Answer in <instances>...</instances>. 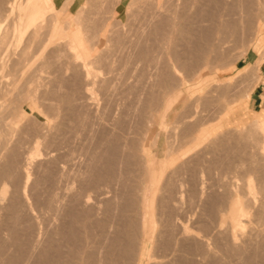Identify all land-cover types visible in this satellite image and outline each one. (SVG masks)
Here are the masks:
<instances>
[{"label": "rangeland", "instance_id": "rangeland-1", "mask_svg": "<svg viewBox=\"0 0 264 264\" xmlns=\"http://www.w3.org/2000/svg\"><path fill=\"white\" fill-rule=\"evenodd\" d=\"M28 1L0 0V264H60L79 242L73 254L110 253L131 198L141 228L144 186L146 234L123 264H264V136L247 124V109L229 120L248 98L264 127V0H44L18 42ZM77 13L74 34L95 43L81 59L64 37ZM225 19L235 31L214 29ZM256 57L261 72L255 63L243 71ZM145 143L151 160L167 143L166 159L173 146L186 151L160 161V174L146 164ZM76 212L83 226L72 222ZM84 229L93 244L78 238Z\"/></svg>", "mask_w": 264, "mask_h": 264}, {"label": "bare ground", "instance_id": "bare-ground-1", "mask_svg": "<svg viewBox=\"0 0 264 264\" xmlns=\"http://www.w3.org/2000/svg\"><path fill=\"white\" fill-rule=\"evenodd\" d=\"M44 0H34V1H28L27 2V4H28V8L25 10V15H26V18L24 19V21H23V24H21L20 26H19V28L16 30V32H17V34H15L16 36H15V38H17V40L16 41H18L19 42V39H20V37L23 35V33L26 31V29L27 28H29L31 25H33V23H34V21L38 18V11L40 10V8H41V6H42V4H44V2H43ZM55 1V0H54ZM75 0H72L71 1V4H70V6L73 4V2H74ZM174 1V0H173ZM217 1V0H216ZM216 1L214 2V3H216ZM222 1V0H221ZM228 1V0H227ZM231 1H233V0H231ZM239 1V0H238ZM209 2V1H208ZM213 2V1H212ZM218 2V1H217ZM220 2V1H219ZM218 2V3H219ZM222 2H224V0L222 1ZM230 2V1H229ZM228 2V3H229ZM144 3V2H143ZM150 3V2H149ZM225 4L227 3V2H224ZM224 3H222V4H224ZM245 3V2H244ZM257 3H258V1H257ZM261 3V2H260ZM260 3H258V4H260ZM195 4V3H194ZM230 5H231V3H229ZM242 4V3H241ZM248 4V3H247ZM256 4V3H255ZM262 4V3H261ZM220 5V4H219ZM233 5V4H232ZM231 5V6H232ZM239 5V4H238ZM246 7L248 6V5H246V4H244ZM217 6V5H216ZM221 6V5H220ZM219 6V7H220ZM231 6H229L228 8H229V11L231 10L230 9V7ZM235 6V5H234ZM234 6H233V8H234ZM240 6V5H239ZM252 6V5H251ZM258 6V5H257ZM256 6V7H257ZM261 6V5H260ZM213 7V6H212ZM222 7V6H221ZM249 7V6H248ZM247 7V8H248ZM254 7V6H253ZM218 8V7H217ZM228 8H227V11H228ZM232 8V9H233ZM236 9H237V5H236V7H235ZM260 8H262V11L263 12H261V14L262 13H264V3H263V5L260 7ZM54 9H55V7H54ZM213 9V8H212ZM224 9V8H223ZM240 9V8H239ZM243 9V8H242ZM254 9V8H253ZM259 9V8H258ZM9 10V9H8ZM59 10V9H58ZM55 10L56 11V13H58L59 15H61L62 13H65V11L64 10ZM219 10V9H218ZM221 10V9H220ZM219 10V11H220ZM238 10V9H237ZM245 10H246V8H245ZM251 10V9H250ZM202 12H203V10H201ZM223 11V10H222ZM238 11H241V10H238ZM237 11V12H238ZM260 11H261V9H260ZM206 12V11H205ZM215 12H217V10L215 11ZM231 12V11H230ZM233 12V11H232ZM243 12V11H242ZM247 12V11H246ZM158 13V12H157ZM201 13V12H200ZM260 13V12H259ZM206 14V13H205ZM210 14V13H209ZM209 14H207L208 16H209ZM213 14V13H212ZM218 14V13H217ZM228 14H229V12L227 13V16H228ZM232 14V13H231ZM241 14V13H240ZM239 14V15H240ZM248 14H250V11L248 10ZM261 14H259V15H261ZM79 14L77 13V15H76V18L74 17V19H73V21H68V23L66 24L67 26H68V32L66 33V34H64L65 36V39H67L66 41V45H65V47H71V44L72 43H75L74 44V46L72 47V50H75L74 51V53L76 54L75 55V57L76 58H80L81 59V57H86V55H88V53H89V51L88 50H90L92 47H93V45L95 44V43H93V40H91V41H89V40H87L86 42H85V39H84V42H85V44L86 45H83V44H81V41L79 40V39H77V37H76V35L74 34V30L75 29H73V26H76V28H78L79 30H80V28H79V24H78V19H77V16H78ZM202 15H204V14H202ZM201 15V16H202ZM214 15V14H213ZM225 16H226V14H224ZM80 16V15H79ZM224 16V17H225ZM226 16V17H227ZM233 16H235V14L233 15ZM246 16V15H245ZM255 16V15H254ZM264 15L262 14L260 17L261 18H264L263 17ZM152 17V16H151ZM207 17V16H206ZM212 16H209V18H211ZM219 18V17H218ZM217 18V19H218ZM229 18H232V17H229ZM241 18V19H240ZM80 19V18H79ZM213 19H215L216 20V18H213ZM213 19L211 18V21H213ZM220 19H222V18H220ZM237 19V18H236ZM239 19L241 20V22H244V21H242V17H241V15L239 16ZM254 19H257V18H254ZM253 19V20H254ZM214 20V21H215ZM229 20V19H228ZM231 20V19H230ZM234 20V19H233ZM238 20V19H237ZM81 21V20H80ZM210 21V20H209ZM213 21V22H214ZM225 22H222L221 23V20L219 21V24L216 26V28L214 27V29H217L218 31H223L224 32V30L225 29H228V26L230 27V25L228 24L227 25V23L226 22H228L227 21V19H225L224 20ZM234 21H236V20H234ZM255 21V20H254ZM263 21V20H262ZM53 22H55V21H53ZM72 22L74 23L73 25H72ZM216 22H218V20L216 21ZM231 22V21H230ZM240 21H238L237 22V24L239 25L238 26V31H237V33L236 32H234L235 30V28L233 29V26L232 27H230V28H232L234 31L232 32V34H234L233 35V37L235 36V33L236 34H238L239 33V31L242 33V31H243V29H244V27H242L243 29H239L240 27H241V22L239 23ZM186 23V22H185ZM232 24H234L233 22H231ZM57 24V23H56ZM174 24V23H173ZM237 24H236V26H237ZM244 24V23H243ZM242 24V25H243ZM246 24V23H245ZM38 25V23L37 24H35L34 26H37ZM212 25V24H211ZM235 25V24H234ZM168 26V25H167ZM172 25L170 24V26L169 27H171ZM248 26V25H247ZM251 26V25H250ZM253 26H254V24H253ZM261 26V25H260ZM175 27H177V26H175ZM16 27H13V29H15ZM184 28V27H183ZM229 28V29H230ZM249 28V27H248ZM247 28V29H248ZM57 29V31L56 32H64L65 30H63L62 28H54V30H56ZM171 29H172V27H171ZM222 29H224V30H222ZM228 29V30H229ZM232 29H230V30H232ZM253 29V28H252ZM251 29V30H252ZM1 30V29H0ZM5 30V29H4ZM236 30H237V28H236ZM246 30V29H245ZM184 31V30H183ZM194 31V30H193ZM215 31V30H214ZM226 31V30H225ZM2 33V32H1ZM0 33V34H1ZM60 33H59V35H60ZM221 33V32H220ZM194 34V33H193ZM214 34V33H213ZM252 34H253V32H252ZM186 35V34H185ZM192 35V34H191ZM207 35V34H206ZM239 35H240V33H239ZM1 36V35H0ZM190 36V35H189ZM243 36V35H242ZM246 36H247V34H246ZM6 37L7 36H5L3 39L0 37V44H2L3 43V41L6 39ZM63 37V38H64ZM195 37V36H194ZM229 37H232V35L231 36H229ZM235 37H239V36H235ZM191 38H193L192 36H191ZM242 38V37H241ZM240 37H239V39H241ZM2 39V40H1ZM89 39V38H88ZM209 39V38H208ZM244 39V38H243ZM191 41H192V39H190ZM80 42V44L79 43H76V42ZM188 41V40H187ZM209 41V40H208ZM232 41V40H231ZM240 41V40H239ZM245 41V40H244ZM227 42H229V38H228V41ZM220 43H222V42H220ZM239 43V42H238ZM242 43V42H241ZM219 44V43H218ZM3 45V44H2ZM186 45V44H185ZM212 45V44H211ZM217 45V44H216ZM219 45H221V44H219ZM217 46V48L219 47V49H220V46ZM228 46L230 45V42L227 44ZM232 45V44H231ZM241 45V44H240ZM85 46V47H84ZM206 46L207 47H212V46H210V44H206ZM222 46V45H221ZM247 46V45H246ZM243 47V46H242ZM84 48H86L87 50H85ZM187 48H190V47H187ZM202 48V47H201ZM200 48V49H201ZM204 48V47H203ZM201 49V51L200 52H202L204 49ZM215 48V49H214ZM216 47H213V49L214 50H218ZM223 47H221V49H222ZM1 49V48H0ZM191 49V48H190ZM200 49H197V51L195 52V53H198V51L200 50ZM220 49V50H221ZM224 49H226V48H224ZM2 50V49H1ZM194 50V49H193ZM192 50V51H193ZM208 50H209V48H208ZM223 50V49H222ZM189 51V50H188ZM205 52H206V49L204 50ZM208 52V51H207ZM201 54V53H200ZM262 54H263V52H262ZM199 55V54H198ZM197 55V56H198ZM208 54L206 53V56H207ZM145 56V55H144ZM202 56H204V55H202ZM260 56H261V54H260ZM262 56H264V54L262 55ZM177 58V57H176ZM201 58V57H200ZM260 58H262V57H260ZM80 59H78V60H80ZM177 60V59H176ZM259 60H261V59H259ZM259 60L257 61V62H255V65L256 66H254V65H252V66H254V68L253 69H255L254 70V72L256 71L257 73H258V71H259V67H260V65L262 64V63H259ZM191 61V60H190ZM197 61V60H196ZM81 62H82V60H81ZM90 62H92L93 63V61H90ZM175 63L177 62V61H174ZM187 62V61H186ZM192 62V61H191ZM83 63V62H82ZM212 63V62H211ZM210 63V64H211ZM185 64V63H184ZM75 66V65H74ZM87 66H92V65H90V63H89V65H87L86 63H83V65H82V68H83V72H84V70L86 71V75L88 76V75H90V73H91V71H89L90 70V68L89 69H87ZM179 66V65H178ZM184 66H186V65H184ZM177 67V66H176ZM182 67V66H181ZM212 67V66H211ZM255 67H257L258 69V71L256 70V68ZM189 68H190V66H189ZM176 70V69H175ZM190 71V70H189ZM253 71V70H252ZM251 71V72H252ZM250 72V73H251ZM255 72V73H256ZM94 73H92V75H93ZM248 74H249V72H248ZM251 75V74H250ZM256 75H254V77H255ZM86 77V76H85ZM95 77V76H94ZM251 77V76H250ZM245 78V77H244ZM247 79V78H246ZM253 80V79H252ZM255 80V79H254ZM254 84V83H253ZM245 90H247V89H245ZM244 93V92H243ZM243 96H245V95H243ZM66 100V99H65ZM46 103V102H45ZM103 106V105H102ZM65 108V107H64ZM103 110V109H102ZM47 115V114H46ZM102 119V118H101ZM141 120V119H140ZM68 121V120H67ZM77 122V121H76ZM94 122V121H93ZM140 122V121H139ZM250 126H252L253 127V130H255V133H260L259 135L261 136V134L264 136V127L263 126H261L257 121H253L251 124H250ZM249 126V127H250ZM60 127V126H59ZM78 130V129H77ZM87 131V130H86ZM61 132V131H60ZM69 132V131H68ZM131 132V131H130ZM138 135V134H137ZM67 137V136H66ZM82 137V136H81ZM110 137V136H109ZM145 139H147V138H145ZM78 143V142H77ZM117 143V142H116ZM109 146V145H108ZM142 146V145H141ZM125 147V146H124ZM143 153H144V158H145V161H146V164H147V159L149 158L148 156H149V152H147V144L145 143L144 145H143ZM121 150V149H120ZM137 152V151H136ZM131 154V153H130ZM132 154H133V152H132ZM134 155V154H133ZM11 156V155H10ZM81 156V155H80ZM111 156V155H110ZM122 156V155H121ZM147 158H146V157ZM168 156H169V153H168ZM133 157H135V156H133ZM133 157H131L132 159H135V158H133ZM129 159H130V157H129ZM141 159V158H140ZM128 160V159H127ZM127 162V161H126ZM125 162V163H126ZM135 162V161H134ZM141 162V161H140ZM117 163V162H116ZM129 163V162H128ZM132 163V162H131ZM145 163V162H144ZM100 164V163H99ZM132 164H134L135 165V163H132ZM138 164V163H137ZM37 165V164H36ZM117 166V165H116ZM126 166H129V165H126ZM138 166V165H137ZM149 166V165H148ZM110 167V166H109ZM122 167V166H121ZM124 167V166H123ZM131 167V166H130ZM139 167V166H138ZM142 167V166H141ZM146 167H147V165H146ZM95 168V167H94ZM104 169H105V167H104ZM118 169V168H117ZM132 169H135L134 167L132 168ZM132 169H131V171H132ZM129 170V169H128ZM149 170V169H148ZM137 171H138V168H137ZM17 172V171H16ZM54 172V171H53ZM22 173V172H21ZM74 173V172H73ZM136 173V172H135ZM103 174H104V172H103ZM134 174V173H133ZM135 175V174H134ZM139 176H141L140 174H139ZM145 176V175H144ZM99 177V176H98ZM106 177V176H105ZM123 177V176H122ZM172 177V176H171ZM138 178V177H137ZM147 178L149 179V177L147 176ZM146 178V179H147ZM89 179V178H88ZM116 179V178H115ZM147 179V180H148ZM137 180H139V179H137ZM87 181V180H86ZM100 181V180H99ZM142 183H143V181H141ZM133 183V182H132ZM166 184V183H165ZM101 185V184H100ZM198 185V184H197ZM107 186V185H106ZM111 186V185H110ZM140 186V185H139ZM171 186V185H170ZM177 186V185H176ZM121 187V186H120ZM88 188V187H87ZM90 188V187H89ZM164 188V187H163ZM251 188V187H250ZM62 189V188H61ZM75 189V188H74ZM133 189V188H132ZM140 189V188H139ZM143 191H142V195L141 196H139V197H141V201H142V205H143V208L144 209H147V211H148V207H147V195L149 194V190H148V187L146 186H144V188L142 189ZM117 191V190H116ZM133 191V190H132ZM140 191H141V189H140ZM86 192V191H85ZM209 193V192H208ZM168 194V193H167ZM174 196V195H173ZM127 197V196H126ZM66 198H68V197H66ZM79 198V197H78ZM138 198V197H137ZM163 198V197H162ZM171 198V197H170ZM80 199V198H79ZM128 199V198H127ZM178 199V198H177ZM83 200V199H82ZM131 200H132V203H131V201H130V205H129V207L127 208V206H126V208H127V210H128V212H131V213H129L130 215L129 216H127L126 215V217H128V218H122V221L124 222V220H126V222H122V224H126L125 226H126V229H125V232L123 231V233H122V236H124V238L122 237V239L124 240V241H126V244L124 243L123 244V241H122V239H121V241L120 240H117L116 238V242L117 241H120V243H121V245H119L120 243H118V245L117 244H113L114 246V248L113 249H111L110 250V253H108V249H107V252H99V250L97 251V252H99V253H101V254H99V253H97L96 252V250H94V249H96V248H94L93 249V247H92V249L91 250H94L96 253H97V255H101L100 256V258L99 257H96L97 255H94V252H92L90 249H88L89 250V253L90 252H92L91 254H89L88 252V255H89V258L87 257V255H85L86 257L85 258H88L87 260L84 258V256H83V249L81 250V249H79V251H76L75 253L76 254H73L74 253V251L77 249V247H78V245H79V240H78V238L79 239H81L82 241L84 240V241H91V239H92V234L90 235V232H88V229H84V234L82 233L81 235H80V231L78 232V235L77 236H79L77 239H75V237L73 236L74 235V233H72V235H71V233H70V237H72L73 236V238H74V242H75V240H78V241H76V242H79L78 243V245H77V243H76V245H77V247L75 246V244L74 243H72L73 242V238L71 239L70 237V239L72 240L71 241V245H72V247H74L75 246V250L73 251V248H71V249H69V251H67V252H69V253H67V255H68V257H66L67 258V260L65 259V261H63L62 263L60 262V264H106L108 261H113L114 263H111V264H115V261H117V263H118V260H120V262L119 263H122L123 264V262H121L122 260L124 261V263L126 262V263H128L132 258H133V256L135 257V255H133V252L134 251H136V250H134L133 251V249H134V247H135V245H133V243L135 242L134 240H136V238H138L137 236L138 235H140L139 234V230L142 232V235L141 236H145V222H146V220H145V217H146V214H147V211H146V213L144 214V217H142V219L140 220L141 221V225H140V229L138 228V226H137V222H136V220H139V219H137L136 218V215H135V213H136V211L138 210V209H136V211H135V207H134V203H133V198H131ZM135 200V199H134ZM79 201V200H78ZM115 201V200H114ZM138 201V200H137ZM81 202V201H80ZM86 202V201H85ZM129 202V201H128ZM78 204V203H77ZM110 204V203H109ZM125 204H126V202H125ZM84 205V204H83ZM139 205V204H138ZM141 205V206H142ZM72 207V206H71ZM85 207V206H84ZM83 207V208H84ZM90 207V206H89ZM125 207V206H124ZM138 207V206H137ZM162 207V206H161ZM82 208V209H83ZM91 208V207H90ZM122 208V207H121ZM167 208V207H166ZM264 208V207H263ZM81 209V208H80ZM81 209V210H82ZM125 209V208H124ZM162 209V208H161ZM176 209V208H175ZM87 210H89V209H87ZM102 210V209H101ZM127 210L125 209L124 211L125 212H127ZM260 210V209H259ZM75 211V210H74ZM73 211V212H74ZM84 211V210H83ZM123 211V212H124ZM166 211V210H165ZM211 211V210H210ZM263 211V210H262ZM124 212V213H125ZM241 212H242V210H239L237 213L238 214H241ZM82 213V212H81ZM139 213V212H138ZM80 214V213H79ZM79 214H78V212H76V213H74V215H72V218H73V223L75 222H79L78 224L79 225H81L80 224V221L78 220V218L80 217L79 216ZM86 213H84V215H85ZM88 214H89V212H88ZM87 214V215H88ZM128 214V213H127ZM261 214V213H260ZM141 215V214H140ZM217 215V214H216ZM62 216H63V214H62ZM83 216V215H82ZM91 216V215H90ZM105 216V215H104ZM125 216V215H124ZM87 216H85V218H86ZM89 217V216H88ZM105 217H107V216H105ZM122 217V216H121ZM176 217V216H175ZM186 217V216H185ZM259 217V216H258ZM71 218V219H72ZM84 218V217H83ZM92 218V217H91ZM136 218V219H135ZM82 219V218H81ZM88 219V218H87ZM86 219V220H87ZM106 219V218H105ZM151 219V218H150ZM83 220V219H82ZM85 220V219H84ZM186 220V219H185ZM67 221V220H66ZM93 221V220H92ZM263 221V220H262ZM94 222V221H93ZM95 222H96V220H95ZM100 222V221H99ZM102 222V221H101ZM107 222V221H106ZM149 222V221H148ZM84 223V222H83ZM92 222H90V224H91ZM257 223V222H256ZM263 223V222H262ZM45 224V223H44ZM86 224H87V222H86ZM85 224V225H86ZM103 225H104V222L102 223ZM72 225V224H71ZM93 225H94V223H93ZM99 225H100V223H99ZM98 225V226H99ZM113 225V224H112ZM121 225V224H120ZM60 226V225H59ZM76 226H77V224H76ZM82 226H83V224H82ZM90 227H91V225H89ZM98 226H97V228H96V230H98ZM100 226H102V225H100ZM261 226V225H260ZM73 227V225L70 227V229ZM87 227V226H86ZM174 227V226H173ZM58 228V227H57ZM79 228V227H78ZM88 228V227H87ZM94 228H95V226H94ZM93 228V229H94ZM102 228V227H101ZM116 228V227H115ZM125 228V227H124ZM20 229V228H19ZM69 229V230H70ZM75 229V228H74ZM123 229V228H122ZM68 230V231H69ZM89 230H90V228H89ZM101 230H103V228L101 229ZM71 231L72 232H74L73 231V228L71 229ZM71 231H69V232H71ZM75 231H76V229H75ZM87 231V232H86ZM128 231V232H127ZM86 232V233H85ZM76 234H77V231L75 232ZM102 233V232H101ZM105 235V234H104ZM103 235V236H104ZM121 235V234H120ZM96 238V237H95ZM118 238V237H117ZM142 239V238H141ZM64 240V239H63ZM80 240V241H81ZM105 240V239H104ZM67 241V240H66ZM81 241V242H82ZM88 241V242H89ZM134 241V242H133ZM69 242H70V240H69ZM94 242V241H93ZM115 242V243H116ZM143 243H144V240L142 241ZM141 242V240H140V244L142 243ZM83 243H85V242H83ZM90 244L92 243V242H89ZM88 243V244H89ZM110 243H111V241H110ZM73 244H74V246H73ZM81 244V243H80ZM89 244V245H90ZM93 244V243H92ZM107 244V243H106ZM122 244H123V246H122ZM139 244V243H138ZM82 245H84V244H82ZM96 245V244H95ZM109 245V244H108ZM125 245V246H124ZM143 245V244H142ZM46 246V245H45ZM62 246V245H61ZM69 246V245H68ZM93 246V245H92ZM98 246V245H97ZM104 246V245H103ZM5 247V246H4ZM120 247V248H119ZM137 247H139V246H137ZM107 248V247H106ZM118 250V252H116L117 250ZM217 248V247H216ZM60 249V248H59ZM98 249V248H97ZM137 249V248H136ZM141 249V248H140ZM139 249V250H140ZM47 250V249H46ZM57 250V249H56ZM81 250V251H80ZM138 250V249H137ZM210 251V250H209ZM47 252V251H46ZM55 252V251H54ZM59 252V251H58ZM138 253H140L139 251H137ZM86 253V252H85ZM86 253V254H87ZM95 253V254H96ZM185 253V252H184ZM48 254V253H47ZM49 254H50V251H49ZM61 254V253H60ZM136 254V253H135ZM141 254V253H140ZM139 254V255H140ZM45 255V254H44ZM56 255V253L54 254V256ZM138 255V254H137ZM136 255V256H137ZM48 257H50V255H47ZM58 256V255H57ZM65 256V255H64ZM47 257V258H48ZM59 257V256H58ZM136 258V257H135ZM139 258V257H138ZM137 258V259H138ZM63 259V260H64ZM72 259H75V261H72ZM46 260V259H45ZM49 260V259H48ZM50 260H52V259H50ZM59 260V259H58ZM41 262V261H40ZM51 263H53V261H50ZM106 262V263H105ZM131 262V261H130ZM54 263H55V261H54ZM56 263H58V262H56ZM55 263V264H56ZM48 264V263H47ZM108 264H110V263H108ZM136 264V263H135Z\"/></svg>", "mask_w": 264, "mask_h": 264}, {"label": "crops", "instance_id": "crops-1", "mask_svg": "<svg viewBox=\"0 0 264 264\" xmlns=\"http://www.w3.org/2000/svg\"><path fill=\"white\" fill-rule=\"evenodd\" d=\"M82 1L83 0H79L78 2H77V6H80V4L82 3ZM61 5V4H60ZM127 6V5H126ZM60 7V6H59ZM78 8V7H77ZM245 58V57H244ZM256 59H257V57L256 58H253L252 60H250V61H247L243 66H242V70L243 71H248L249 69H250V67H252V65H254V63H255V61H256ZM259 68H261V65H260V67ZM261 71H260V69H259V73H260ZM260 75V74H259ZM256 86V85H255ZM254 86V87H255ZM253 87V88H254ZM248 97V95L246 96V98ZM245 102V101H244ZM241 104V106L239 107L238 106V104ZM168 106H169V104H168ZM243 109H247L248 111H250L251 113H252V116H250V120H248L247 121V124L249 125L250 123H252L253 122V116H254V114H257L258 112H260V111H256L255 109H253L252 108V106H250L249 104H248V98H247V101L245 102V104H243V102L241 103V102H238V103H236L235 105H233L231 108H230V110H229V114H231L230 115V117H229V120L230 121H232V116H234V112L236 113V112H239V114H244V112H241L240 110H243ZM233 114V115H232ZM234 118V117H233ZM244 119V117L243 118H239L238 120H237V122H240L241 120H243ZM241 123V122H240ZM156 136H157V134H156V132L154 133V141H155V139H156ZM197 138V139H196ZM198 140H199V133L197 132L196 134H195V140H193V141H191V142H193V145L194 144H196V142H198ZM156 142V141H155ZM173 149H174V152H173V154H172V157L170 158V159H166L167 158V151H168V143L166 144V147H165V150H163L162 151V154H161V156H160V158H157L158 156L156 155V154H154V155H152L151 154V156L153 157L152 158V160L151 159H149L150 160V163H151V165H156V167H158V169H159V171H160V174H161V169H160V164L161 165H163L160 161H166V165H168V164H170L171 162H172V160L174 159V157L177 155V153L179 152V151H181V153H180V155H184L185 154V151H186V149L185 150H183L182 148H176V147H174L173 146Z\"/></svg>", "mask_w": 264, "mask_h": 264}]
</instances>
